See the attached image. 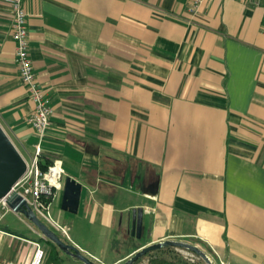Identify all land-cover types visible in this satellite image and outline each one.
Segmentation results:
<instances>
[{
  "label": "crops",
  "instance_id": "obj_1",
  "mask_svg": "<svg viewBox=\"0 0 264 264\" xmlns=\"http://www.w3.org/2000/svg\"><path fill=\"white\" fill-rule=\"evenodd\" d=\"M25 5L37 80L54 109L43 158L83 185L71 243L98 264L169 239L216 264H264V1L205 0L197 14L187 0ZM13 18L12 0H0V123L33 153ZM138 207L141 238L131 234ZM5 216L0 262L30 264L40 243L53 264L43 235Z\"/></svg>",
  "mask_w": 264,
  "mask_h": 264
},
{
  "label": "built area",
  "instance_id": "obj_2",
  "mask_svg": "<svg viewBox=\"0 0 264 264\" xmlns=\"http://www.w3.org/2000/svg\"><path fill=\"white\" fill-rule=\"evenodd\" d=\"M251 1L260 3L264 0ZM187 2L189 11L197 14L205 0H187ZM25 3L26 0H12L14 15L13 37L16 42V60L20 69V75L34 104V110L28 117V122L35 129L38 141L35 144L33 153H29L31 159L25 157L21 152L27 161V171L14 186L12 193L16 192L22 196L42 221L58 232L66 241L72 242L68 229L58 222L52 214L53 204L64 191L65 187L66 172L63 163L61 160H53L46 170H43L41 166L44 156V142L51 126V117L54 109L50 97L46 95L37 80L31 57L28 14ZM7 199L8 196L0 201V218H3L8 212L12 211L7 203ZM35 244L37 249L30 264H43L46 250L40 243ZM191 254V260L195 261L197 255ZM0 264L19 263L6 261L0 262Z\"/></svg>",
  "mask_w": 264,
  "mask_h": 264
},
{
  "label": "water",
  "instance_id": "obj_3",
  "mask_svg": "<svg viewBox=\"0 0 264 264\" xmlns=\"http://www.w3.org/2000/svg\"><path fill=\"white\" fill-rule=\"evenodd\" d=\"M26 171L27 161L0 123V201L8 196L7 203L11 210L17 214L23 215L32 222L46 240L55 243L67 255L82 261L84 264H98L91 257L86 255L77 245L66 241L58 232L42 221L22 196L16 192L12 193L14 186L24 176ZM82 191L83 185L76 179L72 177H67L65 179L62 200V207L65 211L74 214L79 212ZM144 214L145 209L143 207L134 208L132 210L131 234L137 238H141L143 234ZM167 247H176L186 250L197 255L206 264H216L198 245L176 239H169L145 246L122 264H136L149 253Z\"/></svg>",
  "mask_w": 264,
  "mask_h": 264
},
{
  "label": "rangeland",
  "instance_id": "obj_4",
  "mask_svg": "<svg viewBox=\"0 0 264 264\" xmlns=\"http://www.w3.org/2000/svg\"><path fill=\"white\" fill-rule=\"evenodd\" d=\"M4 129H5V127H4ZM17 145L19 146V149L25 155V157H27L28 159H31L29 153L24 148H22L19 143H17ZM32 149H33V147L31 146L30 147V150H32ZM62 200H63V192H62V198L61 199L58 198L54 202L53 207H52V214L55 217V219L58 222H60L62 225H64L67 228L68 227L71 228V226L73 225V223H72L73 219H75L76 217H79L80 214H73V213H70L68 211H65L63 209V207H62ZM0 213H1V211H0ZM4 222L5 223H8L10 227H12L14 229H18V230H24V229H26V227H27L26 224L29 223L33 228H35L37 231H39L34 226V224L32 222H30L27 218H25L23 215L20 216L19 214L15 213L14 211H10V212H8L6 214L5 219H4ZM166 251L167 250H161V251H157L155 253H153V252L152 253H149L148 255H146L142 259H140L136 264H144L146 261L150 260L151 257L154 256V255H156V256L174 257L177 261H183V262L184 261H187V262H189L184 257L183 254H179L178 252H176V253H170V252H166ZM184 251H186V250H184ZM111 256H113V255H111ZM189 263H191V262H189ZM204 263L205 262L197 256L196 263H192V264H204Z\"/></svg>",
  "mask_w": 264,
  "mask_h": 264
},
{
  "label": "trees",
  "instance_id": "obj_5",
  "mask_svg": "<svg viewBox=\"0 0 264 264\" xmlns=\"http://www.w3.org/2000/svg\"><path fill=\"white\" fill-rule=\"evenodd\" d=\"M53 162L51 159H42L41 166L43 170H46L48 166ZM50 245V251H49V260L53 264H65V259L60 254L59 247L53 243L52 241L47 240ZM163 250H172V247H167ZM161 251V250H158ZM152 253V252H151ZM154 253V252H153ZM149 264H192L187 261H177L176 259L168 258L165 256H156L154 255L153 258L150 260ZM205 264V263H204Z\"/></svg>",
  "mask_w": 264,
  "mask_h": 264
}]
</instances>
